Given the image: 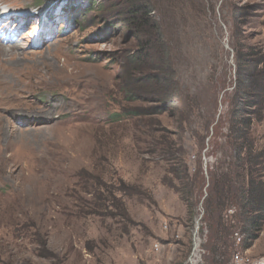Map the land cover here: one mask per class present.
I'll use <instances>...</instances> for the list:
<instances>
[{"label":"rangeland","instance_id":"374dc122","mask_svg":"<svg viewBox=\"0 0 264 264\" xmlns=\"http://www.w3.org/2000/svg\"><path fill=\"white\" fill-rule=\"evenodd\" d=\"M0 2L15 11L19 34L0 43L13 68L0 72L9 77L0 86V264H202L203 209L191 219L136 117L115 114L158 111L156 127L178 133L191 172L194 134L205 135L209 120L206 169L210 141L228 132L238 78L255 68L264 77V0ZM34 69L22 76L23 93L11 87L14 73ZM149 78H161L164 93L144 89ZM253 131L264 142V121L254 119ZM80 176L103 177L122 206L107 201L93 215ZM122 180L139 196L118 191ZM232 264H264V231Z\"/></svg>","mask_w":264,"mask_h":264},{"label":"trees","instance_id":"16d2710c","mask_svg":"<svg viewBox=\"0 0 264 264\" xmlns=\"http://www.w3.org/2000/svg\"><path fill=\"white\" fill-rule=\"evenodd\" d=\"M128 15L136 24V33L141 35L143 17H139V10L133 8ZM259 75L260 70L255 68L253 78H238L229 103L228 132L219 142L211 138L210 147L214 148L211 155L215 161L208 163L206 169L201 154L209 133V120L205 135L197 131L194 134L199 145V159L196 169L191 172L178 133L156 127L158 122L154 116L158 111L124 109L115 114V119L121 121L136 117V126L151 139L147 144L152 145V151L162 156L166 163L163 183L179 194L191 219L200 216L203 209L200 221L204 238L202 264H232L234 256L251 249L264 231V142L253 131L254 119L264 121V77L259 78ZM149 79L151 84L144 89H150L155 95L164 93L161 78ZM244 113L251 114L252 118ZM180 116L184 117L183 112ZM213 137L217 136L214 134ZM105 182L103 177L80 176L78 184L82 183L80 186L84 191L93 196L90 204L93 215H100L99 210H106L108 204L116 208L122 206L112 197L113 193L108 192L111 188ZM119 184L122 188L118 191L125 196H139L141 187L123 180ZM102 191L109 196H101ZM124 215L120 214L123 218Z\"/></svg>","mask_w":264,"mask_h":264},{"label":"bare ground","instance_id":"6f19581e","mask_svg":"<svg viewBox=\"0 0 264 264\" xmlns=\"http://www.w3.org/2000/svg\"><path fill=\"white\" fill-rule=\"evenodd\" d=\"M2 2H0V4H1ZM3 6H4V4H3ZM7 9L8 8H6V7H2L1 8V10H0V20H5V19H9V20H11V18H13L15 15V11H11V13H9V14H7L8 12H7ZM7 14V15H6ZM24 18V17H23ZM26 22L25 21H23V23L21 24V25H23V24H25ZM17 43V42H16ZM1 44H4V43H1ZM18 47H19V44H17V45H15V50H17L18 49ZM19 50V49H18ZM2 54H8V53H5L1 48H0V72H2L3 74H10L11 72H12V65H10L11 67H7V66H5L4 64H3V59L1 58V55ZM47 59H49V58H47ZM6 62V61H5ZM7 63V62H6ZM9 65V64H8ZM17 65V64H16ZM33 71H35V69L34 70H31V71H26V72H22V73H14V76L16 77V76H18V77H20V78H18V81H14L15 79L14 78H12V83L14 84V85H11V87L13 88V89H15V90H21L22 91V93L24 92V89H25V83L23 82V74H26V73H28V78H29V76H32V72ZM8 76V75H7ZM10 76V75H9ZM8 82H9V77L8 78H6L5 80H3V79H0V86L1 87H3V88H5V87H8ZM23 97H24V95H23ZM66 102V101H65ZM12 110V109H11ZM10 112V111H9Z\"/></svg>","mask_w":264,"mask_h":264}]
</instances>
